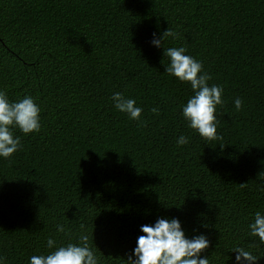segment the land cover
Listing matches in <instances>:
<instances>
[{
    "label": "trees",
    "instance_id": "trees-1",
    "mask_svg": "<svg viewBox=\"0 0 264 264\" xmlns=\"http://www.w3.org/2000/svg\"><path fill=\"white\" fill-rule=\"evenodd\" d=\"M168 29L177 38L164 46L185 47L223 86L219 140L181 115L193 91L151 44ZM0 90L31 96L42 124L15 129L21 149L0 158L6 264L81 233L101 264H127L140 226L159 217L205 234L209 264H234L237 246L264 264L248 228L264 213V0H0ZM115 92L136 100L141 121L114 107Z\"/></svg>",
    "mask_w": 264,
    "mask_h": 264
},
{
    "label": "clouds",
    "instance_id": "clouds-1",
    "mask_svg": "<svg viewBox=\"0 0 264 264\" xmlns=\"http://www.w3.org/2000/svg\"><path fill=\"white\" fill-rule=\"evenodd\" d=\"M177 38V34L168 29L162 35L153 33L151 44L156 48L163 47L164 56L169 58L166 73L181 82L190 84L193 95L182 106L181 115L187 126L206 141L221 139L217 128L219 120L217 108L224 100L223 86L209 85L211 76L204 69L201 61L187 54L181 47H165V40ZM114 107L127 115L130 120L141 121L143 109L137 106L133 98H126L122 93L115 92L111 96ZM234 107L240 110L242 100L236 98ZM151 111L159 114L158 108ZM41 108L31 97L25 96L19 101H10L5 91L0 90V158L11 162V158L21 149V139L14 135L19 129L25 135L41 131ZM188 138L181 135L178 145H186ZM250 235L258 237L259 244L264 245V213L256 211L254 221L248 225ZM57 231L65 232L64 226L58 225ZM140 235L136 246L127 257V264H209V257L204 252L209 248L210 241L205 234L189 236L179 218L159 217L153 224L140 226ZM51 249L48 254L33 255L29 264H101L93 247L89 244V236L81 233L78 241L57 246L56 241L49 237L46 244ZM234 264H256L258 260L252 252L237 246ZM0 264H6V258L0 256Z\"/></svg>",
    "mask_w": 264,
    "mask_h": 264
}]
</instances>
